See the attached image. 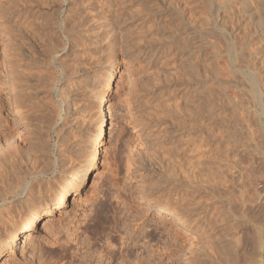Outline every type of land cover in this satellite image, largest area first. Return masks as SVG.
<instances>
[{"label": "rangeland", "instance_id": "374dc122", "mask_svg": "<svg viewBox=\"0 0 264 264\" xmlns=\"http://www.w3.org/2000/svg\"><path fill=\"white\" fill-rule=\"evenodd\" d=\"M156 2L0 0V143H7L0 154V242L28 219L41 226L5 264H221L217 246L230 242L243 250L246 264H264V39L252 33L253 23L237 4L215 8V25L233 30L199 35L198 115L176 48L186 36L166 10L161 23L142 20L146 4L161 9ZM117 19L132 32L125 31L126 49L110 34ZM113 67L99 161L88 169L100 124L96 91ZM164 140L169 154L156 147ZM183 154L193 158L190 164L176 160ZM80 166L88 173L79 202L55 212L51 226L42 228L48 207L72 193V172ZM183 191L190 231L163 215L173 216ZM151 219L158 221L155 237ZM247 228L258 231L245 235ZM107 241L115 244L114 258L106 253Z\"/></svg>", "mask_w": 264, "mask_h": 264}, {"label": "bare ground", "instance_id": "6f19581e", "mask_svg": "<svg viewBox=\"0 0 264 264\" xmlns=\"http://www.w3.org/2000/svg\"><path fill=\"white\" fill-rule=\"evenodd\" d=\"M68 1V0H67ZM71 1V0H70ZM93 2H94V0H92ZM104 2H106V1H104ZM103 2V3H104ZM118 2V1H117ZM121 3H122V1H120ZM141 2V1H140ZM146 2V1H145ZM145 2H143V3H145ZM157 2H159L160 3V7H161V9H155V7H152V5H147L146 4V9H144V10H146V16H143V18H142V20H143V22L145 21V20H147L148 19V21H149V18H153V19H150V20H153V21H157V22H162L163 20H162V16H164V13H162V11H165L166 10V12H167V17H169L170 18V20L172 21V23L176 26V29H177V31L180 33H182L183 35H185L186 36V40L184 41V42H182L181 43V46L179 45V44H176V46H178V47H176L175 48V50H177V51H179V54H181V56L180 57H182L183 58V61H184V66H185V70H186V72H185V74L187 73L188 74V78H191V80L189 81L188 79H186V80H188V84H190V91H189V94L190 95H192L191 97H193V96H195L196 97V105L197 106H195V108L196 107H198L197 109L198 110H196L195 112L199 115V35H203V36H206V35H210V34H213V35H215V33H218V35L220 34V35H223V34H227L228 32H231L232 30L230 29H227V28H225V27H223V26H217V25H215L216 24V22L217 21H215V19H218L217 18V11H215V8L217 7H221V6H226V7H228L229 5L233 8V6H235V5H232V3H235V4H237L236 6V8L237 9H239L238 11L240 12V13H242L241 15H243V17L244 16H246L247 17V19L249 18V20L254 24H252V26H254V32H252V33H254L255 34V32L256 33H258V34H260L261 35V37L264 39V22H263V18H264V0H157ZM156 2V3H157ZM69 3V2H68ZM72 3V2H71ZM89 3H91V1L90 2H88V4ZM107 3V2H106ZM119 3V2H118ZM116 4V5H120V4ZM147 3V2H146ZM70 4V3H69ZM76 4V3H75ZM87 4V5H88ZM109 4V3H108ZM252 4H254V5H252ZM112 6H113V3L111 4ZM70 6L71 5H69V8H70ZM76 6V5H75ZM82 6V5H81ZM86 6V5H85ZM84 6V7H85ZM92 6V5H91ZM78 7V6H77ZM76 7V8H77ZM88 7H89V5H88ZM114 7V6H113ZM225 8V7H224ZM229 8V7H228ZM71 9H72V7H71ZM71 9H69V10H71ZM89 9V8H88ZM91 9H92V7H91ZM230 10H231V8H229ZM68 10V9H67ZM76 10H78V9H76ZM82 10V9H81ZM217 10V9H216ZM220 10V9H219ZM71 11H73V9L71 10ZM94 11V10H93ZM10 12V15L12 14L11 13V11H9ZM68 12V11H67ZM233 12V11H232ZM16 13V12H15ZM14 13V14H15ZM68 13H70V12H68ZM67 13V14H68ZM72 13V12H71ZM79 13V12H78ZM9 14V13H8ZM74 14V13H73ZM72 14V15H73ZM96 14V13H95ZM99 14V13H98ZM166 14V13H165ZM219 14V13H218ZM227 14H229V13H227ZM13 15V14H12ZM144 15H145V13H144ZM226 15V14H225ZM234 15V14H233ZM232 15V16H233ZM238 15V14H237ZM240 15V14H239ZM99 16V15H98ZM117 16V15H116ZM116 16H115V18H116ZM236 16V15H235ZM13 17H15V16H13ZM70 17V16H69ZM68 17V18H69ZM76 17H78V15L76 16L75 15V20H76ZM240 17V16H239ZM9 18V17H8ZM12 18V17H11ZM67 18V17H66ZM114 17L112 18V19H115ZM138 18V17H137ZM224 18V17H223ZM227 18H229V17H227L226 16V18L225 19H227ZM231 18V17H230ZM17 19V18H16ZM70 19V18H69ZM72 19V18H71ZM79 19H80V17H79ZM141 19V18H140ZM224 19V20H225ZM233 19H235L234 18V16H233ZM236 19H238V17L236 18ZM239 19H241V18H239ZM246 19V20H247ZM74 20V19H73ZM74 20V21H75ZM109 20H111V19H109ZM119 19H117V21L115 22V21H113V23H114V25H113V23L111 24H109L110 26L111 25H113V26H111V28H113L112 30H111V32H110V34H112L113 33V35H115L116 37H117V39H119L118 40V43L117 44H120V47H122L121 45H123L124 46V48L126 49V44H128L127 43V41H128V39H126V38H128V35H127V33L125 32V31H129V30H127L128 28L125 26H123L122 24H119V21H118ZM134 20V19H133ZM139 20V19H138ZM162 20V21H161ZM169 20V21H170ZM219 20H220V18H219ZM223 20V21H224ZM229 20V19H228ZM231 20H232V18H231ZM65 21V20H64ZM63 21V22H64ZM68 21V20H67ZM123 21V20H122ZM122 21H120V22H122ZM128 21H129V19H128ZM222 21V20H221ZM234 21V20H233ZM238 21V20H237ZM76 22V21H75ZM112 22V21H111ZM126 21H124V23H125ZM138 22V21H137ZM136 22V23H137ZM249 22V21H248ZM14 23V22H13ZM71 23V22H70ZM116 23V24H115ZM133 23H134V21H133ZM139 23V22H138ZM147 23V22H146ZM227 23V22H226ZM57 24V23H56ZM63 24H65V23H62V26H63ZM74 24V23H73ZM221 24V23H220ZM239 24V23H238ZM247 24V23H246ZM125 25H127V24H125ZM130 25V24H129ZM135 25V24H134ZM157 25V24H156ZM249 25V24H248ZM20 26V25H19ZM18 26V27H19ZM65 26H66V24H65ZM68 26V25H67ZM72 26V25H71ZM106 26H107V24H106ZM137 26V25H136ZM143 26V25H142ZM232 26V25H231ZM242 26H244V25H242ZM249 26H251V24L249 25ZM17 27V26H16ZM70 27V26H69ZM68 27V28H69ZM130 27V26H129ZM132 27V26H131ZM140 27V26H139ZM13 28H15V27H13ZM105 28V27H104ZM142 28V27H141ZM173 28V27H172ZM17 29V28H16ZM252 29V28H251ZM15 30V29H14ZM131 30V29H130ZM248 30V29H247ZM109 31V30H108ZM132 31V30H131ZM130 32V31H129ZM129 32H128V34H129ZM137 32V31H136ZM140 32V31H139ZM236 32V31H235ZM244 32H245V34L247 33L246 32V29L244 30ZM251 32V31H250ZM132 32H130V34H131ZM176 33V32H175ZM108 34H109V32H108ZM109 34V35H110ZM181 34V35H182ZM244 34V33H243ZM249 34V33H248ZM17 35V34H16ZM135 35V33L133 34V36ZM141 35V34H140ZM172 35V34H171ZM217 35V34H216ZM219 35V36H220ZM19 36V35H18ZM132 36V35H131ZM164 36V35H163ZM184 36V37H185ZM224 36V35H223ZM113 37V36H112ZM135 37H137V36H135ZM183 37V36H182ZM165 38V37H164ZM114 39V38H113ZM139 39V38H138ZM180 39V38H179ZM182 39V38H181ZM129 40H130V38H129ZM169 40H170V38H169ZM131 41V40H130ZM132 41H134V40H132ZM131 41V45H132V42ZM170 41H172V40H170ZM129 42V41H128ZM137 42H138V40H137ZM137 42H135L134 41V43H137ZM141 42V41H140ZM152 42V41H151ZM174 42V41H173ZM19 43V42H18ZM17 43V45L19 46V44ZM133 43V44H134ZM142 43V42H141ZM148 43V42H147ZM169 43V42H168ZM178 43V42H177ZM21 44H22V42H21ZM20 44V45H21ZM138 44V43H137ZM172 44V43H171ZM131 45H128V46H131ZM134 45H136V44H134ZM143 45V44H142ZM230 45V44H229ZM133 46V45H132ZM141 45L139 44V47H140ZM145 46V45H144ZM22 47H24V46H22ZM134 47V46H133ZM136 47H138V46H136ZM135 47V48H136ZM138 47V49H141L142 48V46H141V48H139ZM171 47V46H170ZM21 48V47H20ZM123 47H122V49H124ZM134 48V49H135ZM144 48V47H143ZM236 48V47H235ZM234 48V49H235ZM127 50H130L128 47H127ZM123 51V50H122ZM132 51V50H131ZM142 51V50H141ZM144 51V50H143ZM127 52V51H126ZM139 53H140V51H139ZM178 54V53H177ZM133 55V54H132ZM135 55H138V52H137V54H135ZM149 55H151V54H149ZM139 56V55H138ZM182 60V59H181ZM177 65H179V64H177ZM179 67V66H178ZM183 67V66H182ZM181 67V68H182ZM116 67L114 68H110L108 71H107V73L104 75V77L101 79V81L99 82V84H98V91H96V93H97V99H98V107H97V112H98V116H99V121H100V124H99V127H97L98 129V131H97V133L95 134V141H96V147H95V149L92 151V153H90L89 154V156H88V158H87V160H86V167L88 168V169H94L96 166H97V164H98V161H99V156H100V146H101V143H102V140H103V135H105L104 134V123H105V118H106V114L107 113H109L108 111H109V100H110V93H111V90H112V87H113V85H114V82H115V79H116ZM183 69V68H182ZM148 70V69H147ZM175 70V69H174ZM158 71V70H157ZM176 71V70H175ZM183 71V70H182ZM181 71V73H183ZM151 72V71H150ZM153 73V72H152ZM145 74V73H144ZM176 75V74H175ZM152 76V75H151ZM177 77H179V72H178V75H176ZM176 76H175V79H176V81H178V82H182V80L181 79H179V78H176ZM185 76V75H184ZM185 76V77H186ZM173 77V76H172ZM167 79L169 80V77H168V75H167ZM175 79H170V80H172V81H174ZM177 79H179V80H181V81H179V80H177ZM184 79V78H183ZM148 80H150V79H148ZM167 80V81H168ZM169 80V81H170ZM145 81V80H144ZM175 81V82H176ZM185 81V80H184ZM184 81H183V84H184ZM185 82H187V81H185ZM144 83V82H143ZM168 83V82H167ZM171 82H169L168 84H170ZM174 83V82H173ZM172 84V83H171ZM175 84V83H174ZM151 85V84H150ZM178 85V84H177ZM171 86V85H170ZM175 86V85H174ZM142 87V86H141ZM147 87V86H146ZM159 87V86H158ZM161 87V86H160ZM187 87H189V86H187ZM143 88H145V87H143ZM142 88V89H143ZM150 88V87H149ZM172 88V87H171ZM95 89V88H94ZM93 89V90H94ZM170 89V88H169ZM186 89V88H185ZM189 89V88H188ZM146 90V89H145ZM166 90V89H165ZM168 90V89H167ZM171 90H173V89H170V93L168 94V97H169V95H171V94H173V92L171 93ZM175 90H176V88H175ZM142 91V90H141ZM94 92H95V90H94ZM146 92V91H145ZM169 92V91H168ZM95 93V94H96ZM174 93H176V92H174ZM142 94V93H141ZM178 94V93H177ZM187 94V93H186ZM149 95H150V93H149ZM189 96V95H188ZM188 96L186 95V97L188 98ZM173 99H174V97L175 96H171ZM178 97V96H177ZM195 97H193V99L195 98ZM170 98V97H169ZM142 99V98H141ZM172 99V100H173ZM190 99H192V98H190L189 97V100ZM192 99V100H193ZM171 100V99H170ZM191 100V101H192ZM43 101V100H42ZM164 101V100H163ZM190 101V102H191ZM160 102V101H159ZM162 102V101H161ZM161 102H160V106H162L161 105ZM167 102V101H166ZM172 102L173 101H171V103H170V101H169V103L170 104H172ZM175 102V101H174ZM173 102V104L172 105H179L178 103H177V101H176V103H174ZM189 101H188V103H190ZM169 103H165L166 105H168ZM170 104L168 105L169 107H170ZM194 104V105H195ZM158 105H159V103H158ZM165 105V106H166ZM176 105V106H177ZM190 105V104H189ZM181 106V105H180ZM188 106V105H187ZM163 107V106H162ZM175 107V106H174ZM163 108H165V107H163ZM177 108V107H176ZM168 109V108H167ZM169 109H175V108H169ZM187 109H189V108H187ZM186 110V109H185ZM190 110V109H189ZM169 111H172V110H169ZM174 111V110H173ZM173 111H172V113H173ZM176 111V110H175ZM175 111H174V113H175ZM183 111V110H182ZM177 113H178V109H177V111H176ZM194 112V111H193ZM171 113V112H170ZM174 114L175 116H172L173 114H171V116H172V118L173 117H176L178 114ZM100 114V115H99ZM42 117H43V115H41ZM171 118V117H170ZM177 118H178V116H177ZM198 118V117H197ZM163 119V118H162ZM158 120V119H157ZM160 120V119H159ZM173 120V119H172ZM177 120V119H176ZM161 122V121H160ZM159 122V123H160ZM163 123V122H162ZM171 123H173V122H171ZM106 124V123H105ZM61 130V129H60ZM59 130V131H60ZM95 133V132H94ZM158 133V132H157ZM160 133V132H159ZM168 133H171V132H168ZM162 134V133H161ZM168 135V134H167ZM167 135H165V136H167ZM173 135V134H172ZM164 136V138H166ZM169 136V135H168ZM171 136V135H170ZM169 136V137H170ZM156 137V136H155ZM160 137V136H159ZM162 138H163V136H162ZM174 138V137H173ZM161 139V138H160ZM5 140V139H4ZM162 140V139H161ZM157 141V140H156ZM168 141V140H167ZM167 141L166 140H164V141H159V142H157L156 143V147H157V149H158V152L160 151L161 153L160 154H164L163 153V151H164V149L166 150V145L168 144L167 143ZM171 141H172V139H171ZM2 142H4V141H1V143H0V154H1V151H2V149L4 148V146L7 144L6 142L5 143H3L2 144ZM42 142H43V140H42ZM176 142V141H175ZM95 143V142H94ZM150 143H154V140H153V142H150ZM178 143V142H177ZM170 144H171V142H170ZM175 144V143H174ZM198 144V146H197V151H198V154L197 155H199V143H197ZM95 145V144H94ZM169 145V144H168ZM167 145V146H168ZM172 145V144H171ZM152 146V145H151ZM155 146V145H154ZM176 145H174V147H175ZM153 147V146H152ZM155 147V148H156ZM166 147V148H165ZM168 147H170V145L168 146ZM151 148V147H150ZM93 149V148H92ZM171 149H173V148H170V151H172ZM182 149V148H181ZM168 148H167V153H168ZM174 151H176L175 149H174ZM174 151H172V152H174ZM166 152V151H165ZM166 153V154H167ZM171 153V152H170ZM169 154V153H168ZM182 154V153H181ZM172 155V154H171ZM174 156H176V155H174ZM180 156V155H179ZM170 158V157H169ZM173 157H171V159H172ZM170 159V160H171ZM176 159V158H175ZM176 160H178L179 162H182V163H184V164H188L190 161L192 162V160H193V158H190L188 155L186 156V154H183L181 157H177V159ZM175 160V161H176ZM190 164V163H189ZM62 167V166H61ZM86 167L85 166H80L79 168H77V169H74V171L72 172V178H71V180H70V185H69V187L70 188H72L73 189V191H72V193L69 195V197L67 198V196H66V194H63V195H61L58 199H57V202H58V204L56 203V204H54V205H51V206H49L48 207V209H47V212H46V215L43 217V219H42V221L44 222L43 223V225H42V228H44V227H50L51 226V223L55 220V212H57V211H60V213L61 212H64L65 213V211H67V209L71 206V205H74V204H76V203H78L79 202V200H80V196H82L83 195V186H84V183L86 182V177H87V169H86ZM46 169V168H45ZM43 171V170H42ZM42 173V172H41ZM137 172H133V176H134V178H136L137 180H139V181H142V182H144L145 180H143V177L142 176H140V175H138V174H136ZM132 176V177H133ZM179 178L180 179H182L183 180V182H184V186H185V183H186V178H187V172H186V170H182V172L179 174ZM147 182V181H146ZM148 183V182H147ZM154 183V182H153ZM156 183V182H155ZM149 184V183H148ZM151 186H152V184H150ZM85 187V186H84ZM148 188H150V186L148 187ZM148 188H145L146 189V193L148 192V196H155L156 195V190L154 191V188L152 189H150V190H147ZM184 188V187H183ZM184 189H187V188H184ZM183 189V190H184ZM179 192V191H178ZM133 196V195H132ZM159 199V198H158ZM124 200V202H125V199H123ZM152 200V199H151ZM157 200V199H156ZM168 201V200H167ZM127 202H129V201H127ZM154 202V201H153ZM167 204V203H166ZM168 205V204H167ZM178 206H177V208H176V210L175 211H173L172 210V213H173V216H171L169 213L168 214H163L165 217H164V220L167 222V223H172L173 225H176V226H178V227H182L183 229H185V230H191L192 228H191V225L189 224L190 222H189V218H188V215H189V213H190V209H189V207H188V198H187V192L186 191H183L182 193H180V198H179V200H178V204H177ZM156 206H159V204L158 205H156ZM173 207V206H172ZM171 207V208H172ZM165 209V207H160V211H162V210H164ZM173 209V208H172ZM171 210V209H170ZM167 213V212H166ZM177 217H176V216ZM176 217V218H175ZM141 219V218H140ZM42 221H40V222H42ZM157 220L156 219H151V223L149 224L148 223V225H149V235L150 236H152V237H155L157 234H156V231H157ZM143 223H144V221H143ZM118 224V223H117ZM160 224V223H159ZM124 225V224H123ZM144 225V224H143ZM142 225V226H143ZM145 226V225H144ZM143 226V227H144ZM17 227V226H16ZM130 227V226H129ZM147 227V226H146ZM258 227V226H257ZM39 228H41V226L39 225V224H37V218H32V219H28V220H26V221H24V223L20 226H18L17 228H15L13 231H11L9 234H8V237H6V238H4V239H2V241L0 242V264H5L6 263V261H7V259L8 258H11V256H12V253L14 252V250H15V248L16 247H18V245L21 243V242H23V243H27L29 240H31L32 238H33V236H34V232H36L37 230H39ZM143 229V228H142ZM146 229V228H145ZM148 229V228H147ZM245 230V229H244ZM247 230H249L248 231V233L247 234H245L244 232V234L245 235H248L249 233L251 234L252 232H254L255 230H254V228L252 229V230H250V228H247ZM140 231V230H139ZM147 231V230H146ZM256 231H258V229H256ZM256 231L254 232L255 234H256ZM127 232V231H126ZM138 232V231H137ZM145 232V231H144ZM144 232L142 233V234H144ZM261 232V231H260ZM131 234V233H130ZM130 234H129V236H130ZM258 234V233H257ZM261 234V233H260ZM112 235V234H111ZM125 235H127V233L125 234ZM135 234H133V236H134ZM245 235H243V236H245ZM259 235V234H258ZM137 236H138V234H137ZM252 236V235H251ZM250 235L248 236V237H246L245 236V239H249L250 237H251ZM120 237V236H119ZM121 237H122V235H121ZM131 237V236H130ZM254 237V236H253ZM252 237V238H253ZM111 238H113L114 239V237H112L111 236ZM123 238V237H122ZM121 238V239H122ZM126 238V237H125ZM135 238V237H134ZM109 239V238H108ZM129 239V238H128ZM127 239V240H128ZM251 239V238H250ZM259 240H260V238H258ZM258 239H256L255 241H257ZM110 240V239H109ZM112 240V239H111ZM135 240V239H134ZM138 240V239H137ZM137 240H135V241H137ZM252 240H254V239H252ZM259 240L257 241V245H258V247L260 246V243L262 242H260V243H258L259 242ZM114 241V240H113ZM117 241V240H116ZM134 241V242H135ZM123 242V241H122ZM121 242V243H122ZM109 242L107 241V244H108ZM110 243H112V242H110ZM119 243V242H118ZM127 243V242H126ZM228 243V242H227ZM239 243V242H238ZM136 244V243H135ZM139 244V243H138ZM221 245H219V246H217V255H218V258H219V261L221 262V264H235V262H233L234 260H238V258L236 259V255L237 256H239V258H240V262H238V263H242V264H246V257L244 256V254H240L242 251H240L239 250V245H236V244H233L232 242H230L229 244H225V243H223L224 245H222V243H220ZM110 244H108V246H109ZM111 245H114L115 246V244H111ZM111 245H110V247H108V248H111ZM123 245H124V243H123ZM123 245H121V247H123ZM262 245H263V243H262ZM107 246V245H106ZM128 246H129V244H128ZM132 246V245H131ZM105 247V246H104ZM117 247V246H116ZM115 247V248H116ZM120 247V248H121ZM130 247V246H129ZM135 247V245L133 246V248ZM244 247V246H243ZM261 247V246H260ZM106 248V247H105ZM112 248H113V246H112ZM108 249V252L106 251L107 249H105L104 251H106V253L107 254H110L111 256H112V258H114L115 257V255H114V248L113 249ZM241 248H242V246H241ZM116 250V249H115ZM118 250V249H117ZM103 251V250H102ZM98 252V251H97ZM134 252H135V250H134ZM138 252H139V250H138ZM137 252V253H138ZM143 252V251H142ZM103 252H101V254H102ZM244 253V252H243ZM100 254V253H99ZM103 254H105V253H103ZM128 254V253H127ZM135 254V253H134ZM246 254V253H245ZM106 255V254H105ZM138 255V254H137ZM136 255V256H137ZM155 255V254H154ZM98 256H102V255H98ZM116 256H117V254H116ZM246 256H248V255H246ZM119 257V256H118ZM129 257V256H128ZM151 257V256H150ZM108 258V257H107ZM111 258V257H110ZM112 258H111V260H112ZM99 259H100V257H99ZM103 259V258H102ZM116 259V258H115ZM127 259V258H126ZM125 259V260H126ZM132 259V258H131ZM118 260V259H117ZM110 261V260H109ZM252 261V260H251ZM102 262V260L100 261V264H102L101 263ZM107 262V261H106ZM135 262V261H134ZM253 262V261H252ZM248 263V262H247ZM105 264H107V263H105ZM137 264H138V262H137ZM139 264H141V262L139 263ZM237 264V263H236ZM253 264H254V262H253Z\"/></svg>", "mask_w": 264, "mask_h": 264}]
</instances>
